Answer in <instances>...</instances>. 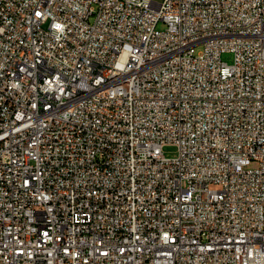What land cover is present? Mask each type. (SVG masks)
<instances>
[{"label":"built area","instance_id":"1","mask_svg":"<svg viewBox=\"0 0 264 264\" xmlns=\"http://www.w3.org/2000/svg\"><path fill=\"white\" fill-rule=\"evenodd\" d=\"M0 264H264V0H0Z\"/></svg>","mask_w":264,"mask_h":264},{"label":"rangeland","instance_id":"2","mask_svg":"<svg viewBox=\"0 0 264 264\" xmlns=\"http://www.w3.org/2000/svg\"><path fill=\"white\" fill-rule=\"evenodd\" d=\"M158 2H162L163 0H156ZM164 25H159V29L162 30L164 29ZM233 59H234V56L232 53L230 52H225L222 54V60L228 64H232L233 63ZM163 151H164V154L166 157L168 158H175L177 157L178 155V147L175 146V145H166L164 148H163ZM256 164H252L251 167H255Z\"/></svg>","mask_w":264,"mask_h":264}]
</instances>
